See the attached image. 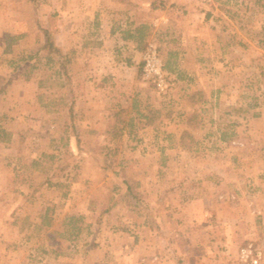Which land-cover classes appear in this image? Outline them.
Instances as JSON below:
<instances>
[{"label":"rangeland","instance_id":"rangeland-1","mask_svg":"<svg viewBox=\"0 0 264 264\" xmlns=\"http://www.w3.org/2000/svg\"><path fill=\"white\" fill-rule=\"evenodd\" d=\"M89 1L0 0V264H264V0H189L195 68L171 76L174 44L148 40L123 110L101 50L66 49ZM40 24L63 30L66 59ZM149 43L163 90L142 71Z\"/></svg>","mask_w":264,"mask_h":264},{"label":"crops","instance_id":"crops-1","mask_svg":"<svg viewBox=\"0 0 264 264\" xmlns=\"http://www.w3.org/2000/svg\"><path fill=\"white\" fill-rule=\"evenodd\" d=\"M188 1L91 0L86 4L87 12L81 17L80 24H72L70 22L73 18L66 17L69 20L66 28L67 35L79 36V42L73 44L74 48L68 42L66 49L73 50L78 47L83 51L101 50V89L105 97L116 101L121 110L129 106L136 109L138 105L136 97L142 92L132 88L138 80L134 58L148 40L155 39L160 45L164 42L174 44V47L168 50V54L163 55L164 58L173 59L172 65L170 60L164 62V68L171 76L174 72H183L187 77L186 75H190V71L192 72L195 68L192 52L202 45V28L205 26L202 25L200 18L190 23L192 20L188 18L191 15ZM53 28L57 41V36L61 31L63 33V30H60L57 25ZM165 37L167 39H164ZM126 50L134 54L121 57V53ZM177 58L185 61L178 63ZM126 75L129 78H123ZM102 108H104L103 105H101V113L105 114L106 118H110L111 112H106ZM139 115L149 118L146 112Z\"/></svg>","mask_w":264,"mask_h":264},{"label":"built area","instance_id":"built-area-1","mask_svg":"<svg viewBox=\"0 0 264 264\" xmlns=\"http://www.w3.org/2000/svg\"><path fill=\"white\" fill-rule=\"evenodd\" d=\"M199 3L213 2L214 0H194ZM142 71L145 76L154 79L156 86L163 90L167 86V80L163 72V64L157 54L156 46L149 43L144 51L142 60Z\"/></svg>","mask_w":264,"mask_h":264},{"label":"trees","instance_id":"trees-1","mask_svg":"<svg viewBox=\"0 0 264 264\" xmlns=\"http://www.w3.org/2000/svg\"><path fill=\"white\" fill-rule=\"evenodd\" d=\"M42 28L43 36H44V43L41 46L42 48H46L48 52H56L59 54L58 56L61 57V59H66V54L62 52V49L60 46L57 45L54 35V28L50 26H45L40 24L39 25ZM19 35H6L5 37V51L10 47L11 43L15 41L18 38ZM116 175L117 173L114 172ZM121 183L125 187L126 191H129V186L125 180H121ZM145 211V210H144ZM149 217L151 216V213H146ZM153 219V218H152ZM152 224V221H151Z\"/></svg>","mask_w":264,"mask_h":264}]
</instances>
